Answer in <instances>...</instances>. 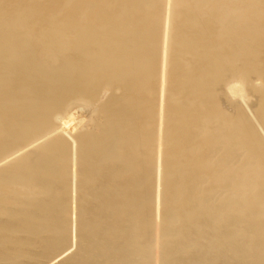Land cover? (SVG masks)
Instances as JSON below:
<instances>
[{
	"label": "bare ground",
	"instance_id": "1",
	"mask_svg": "<svg viewBox=\"0 0 264 264\" xmlns=\"http://www.w3.org/2000/svg\"><path fill=\"white\" fill-rule=\"evenodd\" d=\"M0 264H264V0H0Z\"/></svg>",
	"mask_w": 264,
	"mask_h": 264
},
{
	"label": "rangeland",
	"instance_id": "2",
	"mask_svg": "<svg viewBox=\"0 0 264 264\" xmlns=\"http://www.w3.org/2000/svg\"><path fill=\"white\" fill-rule=\"evenodd\" d=\"M250 99V98H249ZM251 101V100H250Z\"/></svg>",
	"mask_w": 264,
	"mask_h": 264
}]
</instances>
